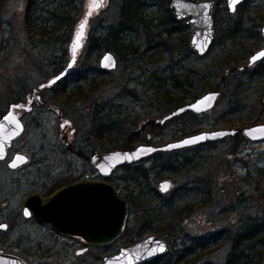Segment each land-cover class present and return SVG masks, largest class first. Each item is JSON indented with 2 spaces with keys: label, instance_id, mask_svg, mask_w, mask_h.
<instances>
[{
  "label": "rangeland",
  "instance_id": "rangeland-1",
  "mask_svg": "<svg viewBox=\"0 0 264 264\" xmlns=\"http://www.w3.org/2000/svg\"><path fill=\"white\" fill-rule=\"evenodd\" d=\"M118 1L104 0L98 9L91 11L84 48L78 52L77 63L71 73L74 78L67 86L66 82L51 86L47 83L58 75H54L56 65L64 71L72 60L71 45L90 11L91 0L75 2L78 14H75L74 24L60 32L69 33L70 38L66 43L55 42V45L54 41L43 43L42 37L30 34L25 17L28 0L0 2V120L15 100L26 106L29 105L28 99L33 98L31 109L17 110L26 126L24 135L13 143L7 160L0 162V224L9 225L7 229L0 230L2 245L12 251L14 244L20 242V250L27 252L28 257L29 253L33 255L32 264H102L104 257L157 234L168 241L170 253L151 264H173L177 251L186 244L190 245L192 241L201 243L205 238L224 231L220 244L200 250L202 259L197 264H225L230 249V243L224 239L227 230H242L250 222L264 224V140L250 142L244 139L235 148L237 141L230 136L216 143L215 147L198 145L170 151L180 161L192 159L195 168L181 174L162 173L161 176L158 175L160 168H157L150 170L147 178L140 177L141 183L128 181L127 176L138 170L150 169L162 154L147 157L130 165V168L119 167L111 176L112 180L103 178L92 167L89 158L95 153L124 149V139L135 132L139 138L128 150L145 144L163 146L202 131L264 124V60L249 64L250 58L264 48L263 27L257 26L258 16H264V0H245L244 7L233 14V17L242 15L247 19L248 27L257 26L253 31H247L249 36L237 37L233 45L232 40L226 41L218 36L205 57L196 59L188 56L184 62H179L177 55L157 64H149L145 60L124 63L112 51L117 56V68L98 74L101 59L108 52L103 49L94 53L99 61L94 67L90 66L88 78L94 77L101 83L100 89L94 93L90 83L76 82V77L83 72L81 66L86 61L91 37L102 33L104 27L118 16ZM215 1V14L226 21V0ZM44 5L53 7L54 1L49 0ZM251 19L256 20L253 22ZM173 67L177 72L184 68L205 70L208 67L209 83L213 85L210 91L220 93L210 112L202 115L186 112L160 123L168 114L162 115L155 107L158 104L154 102L158 96L156 91L159 90L151 86V81L156 79L152 75H167ZM259 70L261 72L256 74ZM207 76L205 74L202 78L206 81ZM154 84L160 87L162 94L168 93L163 94L164 99L160 96L164 106L165 98L175 100L188 94L176 93L165 83L163 87L158 81ZM42 85L45 86L40 88ZM64 85L66 91L57 93V88ZM80 85L86 89L88 97H76ZM193 101V98H186L185 104ZM96 113L101 118L97 123L94 121ZM64 119L73 122L67 130L62 128ZM113 119L124 125L123 133H115L112 142L96 138L95 128ZM18 151L31 155V162L28 167L15 171L8 167V163ZM94 180L111 183L125 200L127 193L135 197L146 196L156 211L173 196L182 195L177 200L178 210H182L180 215L168 211L167 207L162 208L168 221L173 223V232L177 236L170 238L156 231L144 233L139 238L123 234L118 241L106 247H91L79 254L83 244L78 238L65 236L63 240L49 226L39 227L24 218L23 205L30 193L49 199L67 184ZM165 181H171L172 185L167 193H162L160 184ZM142 213L144 211L139 215ZM128 214L132 225L136 214L131 213L130 207Z\"/></svg>",
  "mask_w": 264,
  "mask_h": 264
},
{
  "label": "trees",
  "instance_id": "trees-1",
  "mask_svg": "<svg viewBox=\"0 0 264 264\" xmlns=\"http://www.w3.org/2000/svg\"><path fill=\"white\" fill-rule=\"evenodd\" d=\"M49 0H28L26 10V26L30 34H37L42 37L43 43L54 41L58 43H66L70 34L64 32V28L69 26L72 27L78 14L75 12V2L77 0H53L54 6L49 7L44 3ZM1 2V0H0ZM119 2V3H118ZM116 4L118 16L114 19V22H109L104 27L102 33L98 36H92L89 46L86 61L82 64L81 68L83 72L78 73L76 82H83L84 84L90 83L92 92L98 91L100 84L96 78L89 79L88 72H91V67H94L99 58L93 56L94 53L101 52L105 49L107 52L113 51L118 55L124 63H131L133 61L141 62L142 60L147 61L149 64H157L163 62L169 58L179 56V62H184L188 56L198 58V54L193 52L190 47L191 32L186 24V21H179L175 18L172 10L169 9V0H119ZM244 5V4H243ZM240 6L244 7V6ZM226 21L220 19L217 14L214 13L216 37L222 36V39L226 41L236 40L238 37L249 36V32L253 31L254 28L262 27L264 23V16H258L260 21L259 24L251 27L247 26L248 20L241 16H235L231 14L228 8L225 9ZM76 14V15H75ZM253 22L256 19H251ZM259 33V32H257ZM64 38V39H63ZM226 43V42H225ZM51 44V43H50ZM236 44L234 41L231 45ZM67 51V50H66ZM66 51L64 53H66ZM96 57V58H95ZM200 57V56H199ZM58 64V63H57ZM96 68V67H95ZM54 75L58 74L61 69L58 65L54 67ZM205 70L182 69L177 72L175 67L167 73L159 77L155 73L156 79L151 81L152 88H158V96L154 102H157V109L161 111L162 115L170 114L175 109L184 106L186 98H193L196 100L203 93H207L213 88V85L209 83V74ZM99 72L104 74L106 71L102 68ZM256 72V74H259ZM207 74L206 81L202 78L203 75ZM153 78V77H151ZM154 81H158L159 85L163 87L164 83L170 85L176 93L188 92L190 95L185 97H178L175 100L165 98V106L162 104L160 96L164 99L163 94L168 93L160 91V87L154 84ZM60 84V83H59ZM57 85V84H56ZM66 86L57 88V93H64ZM75 93L76 97H88L86 89L83 85L77 88ZM18 102V100H15ZM162 104V105H161ZM233 113V111H232ZM99 113H96L94 117L95 123ZM105 121V120H104ZM103 123L104 126H97L95 137L99 140L106 138L108 141H113L115 133H123L124 125L116 122L115 119L112 121ZM154 122H152L153 124ZM156 125V124H154ZM162 124H157V126ZM155 127V126H154ZM236 141L235 148L242 142L245 137L241 134L232 136ZM139 138L138 133L130 134L124 139V146L122 148L129 149L133 146L136 139ZM217 142H211L209 144H200L206 146L215 147ZM122 149V150H124ZM162 154L161 158L151 166L150 169L138 170L135 174L127 176L128 181H137L141 183V179H145L148 176L150 170H157L160 168L158 175L162 173H182L185 170H193L195 165L192 159L185 158V160L176 159L173 156V152H156V154ZM156 154L153 156L156 157ZM152 157V156H151ZM175 158V159H174ZM131 167L130 165H125ZM161 173V174H160ZM112 180L111 177L107 178ZM179 197L173 196L168 203L159 207V211L156 208H151V203L148 202V198L143 195H137V197L128 194L126 195V201L129 204L131 213L134 212L136 217L131 225V219L128 220L127 228L124 235H129L131 238L142 237L144 233L149 231H156L162 235H169V237L177 236L173 231V223L168 221V217L162 208L167 207L168 211H172L177 215H180L182 210H178L177 200ZM140 211H144L143 215H139ZM246 224V223H245ZM164 226V228L162 227ZM227 234L224 236L226 242L230 243L229 254L226 258L225 264H261L264 260V224L250 222L243 227L242 230L239 228L232 232L227 230ZM224 231L213 235L212 237L203 238L201 243L192 241V244L185 245L181 250L177 251V257L173 264L183 262L184 264H197L201 261L202 253L200 250L208 247L220 244L223 240ZM194 243V244H193ZM204 252V251H203ZM170 253V252H169ZM169 253L167 256H169ZM206 253V251H205ZM166 256V257H167ZM165 258V257H164ZM169 260L168 263H170Z\"/></svg>",
  "mask_w": 264,
  "mask_h": 264
},
{
  "label": "water",
  "instance_id": "water-1",
  "mask_svg": "<svg viewBox=\"0 0 264 264\" xmlns=\"http://www.w3.org/2000/svg\"><path fill=\"white\" fill-rule=\"evenodd\" d=\"M104 0H100L102 3ZM169 9L172 10L175 18L179 21H186L191 32V49L200 57H205L215 42V0H169ZM245 0H239L233 7V0H226V7L231 14H235L239 6ZM92 3V0H91ZM91 11V7L89 8ZM98 9V8H97ZM89 11V12H90ZM89 13L81 22L86 21V26L77 45V37L80 34V26L72 42V60L68 63L67 69L52 78L47 85L57 83L61 78L66 77L77 62V55L84 48L86 39ZM262 37L264 38V25L262 26ZM75 48V51H74ZM264 48L259 50L250 58V65H254L264 59ZM100 67L105 71H112L117 68V57L112 52L103 55ZM42 85L40 88H43ZM220 96L219 91H208L195 101L181 106L172 114L165 116L161 122L164 123L177 115L192 111L195 115L207 114L216 105ZM22 104H12L0 120V161L8 158L13 143L25 133L23 123L17 110L26 109ZM64 127V125L62 126ZM242 134L248 141L264 140V124L254 125L246 128H232L230 130L202 131L187 136L184 139L171 142L163 146L149 144L136 147L134 150H114L113 152L95 153L89 158V162L98 173L104 178L110 177L114 171L125 165H134L156 152H170L177 149L197 146L198 144H209L218 142L231 135ZM31 162V155L18 151L8 166L12 170H19ZM14 165V166H13ZM167 185L165 189L164 186ZM172 182L165 181L160 184V192L167 193ZM25 216L33 217L40 225L48 224L51 229L61 235L71 238H78L84 244L92 246H107L122 237L126 228L129 212L128 202L122 198L116 187L107 181H83L68 184L56 191L44 201L39 195H30L25 206ZM30 211H32L30 213ZM170 251V244L162 236L152 234L149 237L129 247L121 248L118 253L104 257L102 264H146L161 259ZM79 254L84 253L80 250ZM0 264H28L24 259L0 251Z\"/></svg>",
  "mask_w": 264,
  "mask_h": 264
},
{
  "label": "flooded vegetation",
  "instance_id": "flooded-vegetation-1",
  "mask_svg": "<svg viewBox=\"0 0 264 264\" xmlns=\"http://www.w3.org/2000/svg\"><path fill=\"white\" fill-rule=\"evenodd\" d=\"M193 51V50H192ZM75 66H76V64H75ZM74 66V67H75ZM73 67V69L70 71V73H69V75H67L66 77H64V78H61L59 81H57V83H64V82H66V86L68 85V83L70 82V80H73L72 78H74V75L73 74H71L72 73V71L75 69ZM59 74V73H58ZM56 83V84H57ZM55 84V85H56ZM32 100H33V98H31V99H28V102H29V105H26L27 106V108L26 109H20V110H29V108L31 109L32 108V106H30V105H32L31 103H33L32 102ZM15 103H19V104H22L23 105V107H24V104L22 103V102H15ZM14 103V104H15ZM25 106V107H26ZM59 112V111H58ZM190 113H192L191 111H189ZM60 114L62 113V111H60L59 112ZM193 114V113H192ZM20 115V114H19ZM64 125V127H62L63 128V130H67L71 125H73V122L72 121H70V120H67V119H64V121H63V123H62V126ZM71 133L72 134H74L75 132H74V129H72L71 130ZM241 134V133H240ZM236 135V134H235ZM67 137H68V133H67V135H66ZM3 161H5V160H3ZM3 161H0V162H3ZM30 164V163H29ZM29 165H27V166H25V167H23V168H26V167H28ZM23 168H21V169H23ZM21 169H19V170H21ZM18 170V171H19ZM72 183H75V182H72ZM72 183H70V184H72ZM39 195V194H36V193H30V195ZM30 195L28 196V197H30ZM40 196V195H39ZM28 197H27V199H28ZM40 197H42V196H40ZM27 199H26V201H27ZM43 199H44V201H47L48 199H45L44 197H43ZM26 201H25V203H26ZM25 203H24V205H23V211H22V214H23V216H24V218H26V219H28L30 222H34L37 226H39V227H42V226H49L48 224H42V225H40V224H38L37 222H36V220L35 219H33V217L31 216V217H26L25 216V209H24V206H25ZM32 211H30V213H31ZM9 227V225L7 224V223H1L0 224V230H5V229H7ZM50 227V226H49ZM54 234L55 235H58V236H60L61 237V239H63L64 240V238H65V235L63 236V235H61V234H59V233H57L56 231H54ZM1 236L2 235H0V251L2 250V252H4V253H6V254H14V255H16V256H18V257H20V258H22V259H24L26 262H28V264H32V262H30V260H31V257L33 256L31 253H29V257L27 256V252H24V251H21L20 249H21V244H20V242H17V243H15L14 244V248L12 249V251H9L8 250V248L7 247H5V246H3L2 245V239H1ZM81 241V240H80ZM81 243L83 244V249L82 250H84V253L86 252V251H88V250H90L91 249V247H95V246H92V245H88V244H84L82 241H81ZM99 247H101V246H99ZM102 247H106V246H102ZM32 255V256H31ZM35 255V254H34ZM166 257V256H165ZM164 257H161V259H163ZM161 259H158V260H155V261H153V262H151V263H155V262H158V261H160ZM151 263H146V264H151Z\"/></svg>",
  "mask_w": 264,
  "mask_h": 264
},
{
  "label": "snow or ice",
  "instance_id": "snow-or-ice-1",
  "mask_svg": "<svg viewBox=\"0 0 264 264\" xmlns=\"http://www.w3.org/2000/svg\"><path fill=\"white\" fill-rule=\"evenodd\" d=\"M238 2H239V0H233V7L235 6V3H238ZM100 6H101L100 0H92L91 6H90L91 11L96 10ZM91 11L89 12V15H91ZM85 26H86V21L84 23H82L80 26V34L77 37V45L76 46L79 45V39H80V36H82V34H83V30H84ZM74 51H75V48H74ZM262 56H264V54H262ZM164 188L166 189L167 185H165Z\"/></svg>",
  "mask_w": 264,
  "mask_h": 264
},
{
  "label": "bare ground",
  "instance_id": "bare-ground-1",
  "mask_svg": "<svg viewBox=\"0 0 264 264\" xmlns=\"http://www.w3.org/2000/svg\"><path fill=\"white\" fill-rule=\"evenodd\" d=\"M136 61V60H135ZM134 62V61H133Z\"/></svg>",
  "mask_w": 264,
  "mask_h": 264
}]
</instances>
